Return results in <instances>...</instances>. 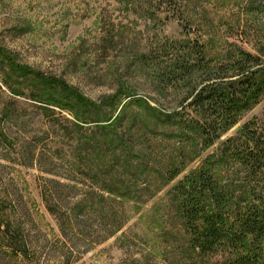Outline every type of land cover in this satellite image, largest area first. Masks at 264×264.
Returning a JSON list of instances; mask_svg holds the SVG:
<instances>
[{
  "label": "rangeland",
  "instance_id": "1",
  "mask_svg": "<svg viewBox=\"0 0 264 264\" xmlns=\"http://www.w3.org/2000/svg\"><path fill=\"white\" fill-rule=\"evenodd\" d=\"M263 75L264 0H0V196L22 226L0 264H222L190 249L173 188L211 164L237 206L262 193L264 84L242 81ZM204 86L247 102L232 125L190 105ZM48 167L78 179L83 231L45 209Z\"/></svg>",
  "mask_w": 264,
  "mask_h": 264
},
{
  "label": "trees",
  "instance_id": "2",
  "mask_svg": "<svg viewBox=\"0 0 264 264\" xmlns=\"http://www.w3.org/2000/svg\"><path fill=\"white\" fill-rule=\"evenodd\" d=\"M9 70L15 74L13 67ZM38 80L41 82L38 85L41 102L61 105L55 100L56 89L53 86L48 88L43 79ZM261 80L259 84L251 79L243 80L244 93L249 92V97L258 94L264 84V75ZM46 88L48 93H44ZM192 98L190 105L202 113L227 112L224 118L226 126L232 125L237 111L247 106V102L229 97L225 91L213 86L202 87ZM79 150L82 151V148ZM47 163L49 166L57 165L52 157ZM42 171L48 177L43 178L45 187L40 194L45 209L55 218L60 234L67 237L78 229L83 231L87 224L83 222L82 212L86 210L87 202L84 198L77 201L73 198L78 179L66 173L58 174L52 167ZM172 175V178L176 176V172ZM173 191L179 197L185 230L190 236V249L202 256L220 252L222 264H264V190L254 201L239 207L232 202L231 190L222 184L212 165L204 164L186 174L174 185ZM106 192L120 195L118 190L107 187ZM15 202L12 196H0V233L10 234V230L13 233L21 232L20 219H17L19 214L15 213L20 211ZM20 242L14 241L8 247L13 257H27L29 254L25 239L21 238Z\"/></svg>",
  "mask_w": 264,
  "mask_h": 264
}]
</instances>
